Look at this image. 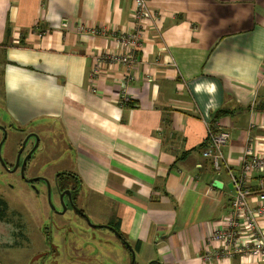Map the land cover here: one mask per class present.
Returning <instances> with one entry per match:
<instances>
[{
    "label": "crops",
    "instance_id": "obj_1",
    "mask_svg": "<svg viewBox=\"0 0 264 264\" xmlns=\"http://www.w3.org/2000/svg\"><path fill=\"white\" fill-rule=\"evenodd\" d=\"M145 1L161 20L143 35L133 101L121 106V65L89 73L94 56L121 52L111 32L132 28L133 0H0V122L42 140L50 130L48 155L78 177L85 203L110 205L104 224L118 222L141 259L205 264L209 233L231 210L228 170L240 172L248 146L264 155V0ZM220 109L230 138L217 173L198 146Z\"/></svg>",
    "mask_w": 264,
    "mask_h": 264
},
{
    "label": "rangeland",
    "instance_id": "obj_2",
    "mask_svg": "<svg viewBox=\"0 0 264 264\" xmlns=\"http://www.w3.org/2000/svg\"><path fill=\"white\" fill-rule=\"evenodd\" d=\"M135 21L132 18V23ZM3 123L8 124L7 121ZM13 126V125H12ZM45 132L43 141L46 144L55 143L53 133ZM14 145V142H12ZM14 149V148H13ZM63 151L59 148L58 154ZM36 154L37 161L33 159L32 164L43 173L52 174L54 170L66 169L61 167L62 161L55 164L52 160L44 164V151ZM42 153V155H41ZM49 153V152H48ZM56 154V153H55ZM66 156V153L63 157ZM42 160L41 166L39 163ZM44 164V165H43ZM67 166H70L67 162ZM3 180L0 175V181ZM10 184L0 185V196L8 202V208L13 211H20L23 217L16 222V218L10 214V225L0 222V264H128L130 253L122 245L121 241L112 234V231L105 227H91L88 222L75 213L71 207L61 212H53L47 202L46 192L42 184L39 194L28 189L23 181L16 175H10ZM1 184V183H0ZM83 192V190L81 189ZM50 202L57 205L55 192L50 195ZM86 198L81 197L78 205L84 210L85 215L93 224L102 225L110 210L104 202L94 201L85 203ZM33 211V214L30 213ZM59 211V212H60ZM103 214V215H101ZM21 215V216H22ZM7 216L9 218L8 212ZM108 221V220H107ZM84 229L87 233L84 239H78V231ZM85 246H79L83 245ZM145 258H140L138 253L134 254L133 264H147Z\"/></svg>",
    "mask_w": 264,
    "mask_h": 264
},
{
    "label": "built area",
    "instance_id": "obj_3",
    "mask_svg": "<svg viewBox=\"0 0 264 264\" xmlns=\"http://www.w3.org/2000/svg\"><path fill=\"white\" fill-rule=\"evenodd\" d=\"M132 8V18L135 20L132 28L111 32L121 52L107 51L94 56L89 73V78L93 80L101 64L121 65L122 69L114 78L119 85L118 100L121 106L133 101L129 86L137 79L135 54L142 48L143 35L148 29L157 30L161 20L159 14L149 10L145 0H133ZM100 30L105 33L103 29ZM90 31L96 33L95 29ZM91 89L95 91L93 86ZM208 135V142L201 155L210 160L212 169L218 173L221 167H226L222 148L228 143L230 133L217 119L208 129ZM257 151L251 146L246 147L242 154L240 172L235 174L228 170L233 189L231 210L209 233L200 257L205 264L233 258L235 254L256 260L264 259V230L258 222L260 217H264V155ZM252 178L256 181L254 186L250 183ZM250 198L255 199L253 206Z\"/></svg>",
    "mask_w": 264,
    "mask_h": 264
},
{
    "label": "flooded vegetation",
    "instance_id": "obj_4",
    "mask_svg": "<svg viewBox=\"0 0 264 264\" xmlns=\"http://www.w3.org/2000/svg\"><path fill=\"white\" fill-rule=\"evenodd\" d=\"M31 133H36L37 136L39 137L38 147L33 152L38 150V152L36 153L39 154L40 152L44 151L45 153L44 156L45 155L46 156L44 157V159L41 158L42 160H44L43 161L44 164H49L51 160H52V163L55 164L54 161L60 160L54 156L48 155L47 147H45L44 141L41 139L38 132L32 129L29 131L28 130L26 131L21 128L19 129L15 127L13 128L12 125L5 124L1 121L0 122V175H2L3 180L0 181L1 183L0 185L5 186V185L10 184V182L8 181L10 175H16L18 176L19 179L23 181V183L25 184L26 187H28V189H31L36 194H39L40 188L37 186L38 184L41 183L43 189L46 192V198H47V189L50 191V195L52 192H55V195L57 197V205L54 206L55 210H52L53 208H50L51 209L50 214L53 212L61 213L62 211L60 207L61 202H59L60 194L62 193L63 190L69 189L70 198L68 197L66 193L63 194V202H64L63 204L65 205V209L71 207V209L73 208L75 213H78L80 216H83L84 210L78 205L79 200H81L82 194L78 189H76L75 186H73V184L71 183V180L69 179L68 172L66 170L57 169V170H54L52 174L49 172V175L47 173L41 172L40 170L37 169L38 166L35 165L34 163L32 164L31 162L33 161V159L37 161L36 154L33 155V152H32V154L26 159V162L23 165V175H21L22 161L24 157L26 156V153H28L29 150L33 147L35 139L33 136L32 137L30 136L27 138L24 145L22 142L25 140L26 136ZM12 142H14V145L12 144ZM20 148H22V151L19 154ZM17 157H18V161H16ZM42 160L38 162L39 166H41V164L43 163ZM30 179H33V180L30 181ZM0 198L4 201V204H6L7 206L6 210L9 215V218H7L8 216H6L8 221L4 223H7L8 225L11 224L10 218L12 217L10 216V214H12V216L16 218V222H20L19 220L23 217L21 212L16 211L13 214V211H11L8 208L7 200L1 196ZM65 209L63 210V212L65 211ZM30 213L33 214V211ZM78 233H79L77 237L78 239H84L87 235L84 229H81L80 231H78ZM112 234L115 235L118 241H121L122 245H124V247L128 250L129 253H130L129 248L125 245L126 242L130 245V247L134 251L133 249L134 246H132L127 240H125L123 236H120L119 233L116 232V230L112 231ZM79 246H85V244L79 245ZM135 253L136 251H134V254ZM128 261H129L128 264H130L131 253H130V258Z\"/></svg>",
    "mask_w": 264,
    "mask_h": 264
},
{
    "label": "water",
    "instance_id": "obj_5",
    "mask_svg": "<svg viewBox=\"0 0 264 264\" xmlns=\"http://www.w3.org/2000/svg\"><path fill=\"white\" fill-rule=\"evenodd\" d=\"M256 107H258L260 110H263L264 111V100H257L256 101ZM23 130H26L25 128H22ZM34 137V145H33V147L29 150V152L28 153H26V156L24 157V159H23V161H22V168H21V175H23V165L25 164V162H26V159L32 154V152L38 147V140H39V137L37 136V134L36 133H31V134H29V135H27L26 136V138H25V140L22 142L23 143V145H24V143H25V141L27 140V138L28 137ZM22 151V148H20V150H19V154H20V152ZM18 157H19V155H18ZM18 157L16 158V161H18ZM36 179V178H35ZM31 180H33V179H30V181ZM213 183H214V186L215 187H217V188H219L220 186H221V183L219 182L218 183V181H213ZM64 193H66L67 195H68V197L70 198V191H69V189H65V190H63L62 191V193L60 194V201L59 202H61V204L63 205V210L65 209V205L63 204L64 202H63V194ZM47 202L49 203V205L53 208V205H52V203L50 202L51 200H50V191L47 189ZM63 212V211H62ZM61 212V213H62ZM83 218L88 222V225H90L91 227H105V228H107V229H109V230H111V231H115L114 230V228L112 227V226H110V224L109 225H107V224H102V225H96V224H93V223H91L90 221H89V219L87 218V216L85 215V213H84V215H83ZM125 245L129 248V251H130V253H131V262H130V264H133V261H134V251L132 250V248L130 247V245L126 242L125 243ZM152 263H154V264H161V262H159V261H157V260H152V261H150V262H148L147 264H152Z\"/></svg>",
    "mask_w": 264,
    "mask_h": 264
},
{
    "label": "trees",
    "instance_id": "obj_6",
    "mask_svg": "<svg viewBox=\"0 0 264 264\" xmlns=\"http://www.w3.org/2000/svg\"><path fill=\"white\" fill-rule=\"evenodd\" d=\"M128 104H130V102L129 103H127V105ZM228 113H230V111L228 110H225V109H220V110H218V111H216V113L213 115V119H212V121H213V123L217 120V119H219V118H221V117H223V116H227L228 115ZM208 139H209V135H208V137L205 139V142H203V143H201L199 146H198V148H201V152H202V150L206 147L205 145L207 144V142H208ZM207 159V158H206ZM210 161V160H209ZM210 165H211V163H210ZM68 172V175H69V179L71 180V183L73 184V186H75L76 187V189H78L79 190V179H78V177L73 173V172H71V171H67ZM6 208H7V206H6V204H4V201L0 198V221H2V222H7L8 221V217L6 218V216H7V210H6ZM110 226H114V228H115V230H116V232H118L119 233V235L120 236H123V234L119 231V228H118V222H115V223H112V224H110ZM123 238L126 240V237L125 236H123ZM124 246V245H123ZM138 246H134V251H136L138 248H137ZM154 264V263H153Z\"/></svg>",
    "mask_w": 264,
    "mask_h": 264
}]
</instances>
